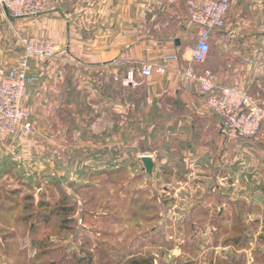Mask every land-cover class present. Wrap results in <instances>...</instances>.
<instances>
[{
	"label": "crops",
	"instance_id": "0c3cea01",
	"mask_svg": "<svg viewBox=\"0 0 264 264\" xmlns=\"http://www.w3.org/2000/svg\"><path fill=\"white\" fill-rule=\"evenodd\" d=\"M187 1L87 0L69 8V0H59L58 13L13 21V37L0 46V70L16 66L18 35L52 38L72 62H30L22 107L34 133L0 143L16 148L13 169L23 177L44 170L47 177L59 164L87 162L98 174L119 151L117 160L134 156L144 173L141 158L151 156L155 174L215 173L223 208L242 204L250 220L264 221V140L226 139L199 85L186 78L210 71L217 85L244 91L264 107V0H232L203 65L192 61L197 28ZM141 63L166 72L149 79L137 74L139 84L130 88L114 81ZM145 145L157 148L143 152Z\"/></svg>",
	"mask_w": 264,
	"mask_h": 264
},
{
	"label": "rangeland",
	"instance_id": "374dc122",
	"mask_svg": "<svg viewBox=\"0 0 264 264\" xmlns=\"http://www.w3.org/2000/svg\"><path fill=\"white\" fill-rule=\"evenodd\" d=\"M12 24L0 8V46ZM16 154L0 146V264H88L89 257L91 264H264V221L256 224L243 209L240 224L236 209L220 204L209 170L151 178L136 157L117 160L118 151L98 174L93 163L65 162L47 177L44 170L23 177L12 167ZM41 200L50 206L40 207ZM55 206L70 211L45 221Z\"/></svg>",
	"mask_w": 264,
	"mask_h": 264
},
{
	"label": "built area",
	"instance_id": "2783aa9c",
	"mask_svg": "<svg viewBox=\"0 0 264 264\" xmlns=\"http://www.w3.org/2000/svg\"><path fill=\"white\" fill-rule=\"evenodd\" d=\"M231 3L232 0L187 1L188 20L197 28V44L192 52L194 63H206L211 51V34L225 28ZM0 8L12 21L36 19L59 11L54 0H0ZM18 41L22 54L16 66L0 70V141L16 137L19 133H34L32 115L22 107L23 100L29 96L30 62L38 59L62 66L72 64L52 38L18 36ZM165 72L164 67L141 63L123 78L114 77V81L130 88L139 84L137 74L149 79ZM186 78L199 85L205 104L220 119L221 132L226 139L264 140V107L256 99L239 89L217 85L210 71H190Z\"/></svg>",
	"mask_w": 264,
	"mask_h": 264
},
{
	"label": "trees",
	"instance_id": "16d2710c",
	"mask_svg": "<svg viewBox=\"0 0 264 264\" xmlns=\"http://www.w3.org/2000/svg\"><path fill=\"white\" fill-rule=\"evenodd\" d=\"M24 183L29 184V183H32V181L30 179H28V180H25ZM29 185H31V184H29ZM39 206L47 208L48 206H50V204L41 200ZM235 209H236V216H237L238 222L240 224H243L241 215H242V211H243V209H245V207L242 206V204L241 205L239 204V205L235 206ZM65 211L68 212L70 210L68 208H63L62 206H58V207L55 206L54 208L51 209L50 214L47 213L42 217L45 219V221H48L56 213L57 214H61V213L64 214ZM91 261H92V259H91V257H89L88 264H91ZM127 264H154V260L150 259V258H137V259H132Z\"/></svg>",
	"mask_w": 264,
	"mask_h": 264
},
{
	"label": "water",
	"instance_id": "95a60500",
	"mask_svg": "<svg viewBox=\"0 0 264 264\" xmlns=\"http://www.w3.org/2000/svg\"><path fill=\"white\" fill-rule=\"evenodd\" d=\"M141 163L144 168V172L151 178L154 177L155 173V163L151 156H143L141 158Z\"/></svg>",
	"mask_w": 264,
	"mask_h": 264
}]
</instances>
